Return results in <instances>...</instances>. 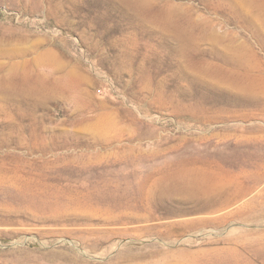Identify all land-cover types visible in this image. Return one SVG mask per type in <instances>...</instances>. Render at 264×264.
<instances>
[{
  "label": "rangeland",
  "instance_id": "374dc122",
  "mask_svg": "<svg viewBox=\"0 0 264 264\" xmlns=\"http://www.w3.org/2000/svg\"><path fill=\"white\" fill-rule=\"evenodd\" d=\"M263 87L264 0H0V264H221L264 233Z\"/></svg>",
  "mask_w": 264,
  "mask_h": 264
},
{
  "label": "bare ground",
  "instance_id": "6f19581e",
  "mask_svg": "<svg viewBox=\"0 0 264 264\" xmlns=\"http://www.w3.org/2000/svg\"><path fill=\"white\" fill-rule=\"evenodd\" d=\"M182 44L184 46H186L187 42L182 40ZM232 59H235V57ZM230 62H233V61H230ZM226 72L227 71H224L223 69H221L219 67H216L214 76L216 77L218 84L221 82V80L223 79ZM246 72L247 73L244 74L245 77H249V78L252 77L251 73H249L248 71H246ZM255 83H256V81L254 83L248 81L244 87L240 88V91L244 92L245 96H250L249 98H254V96H256L255 88H254ZM200 171L203 172L204 176L195 173V170L186 169V170H183L182 172H177V173L175 172L173 174H169L166 176V179L168 181H171L170 182L171 184H169L170 186H173V187L182 186V185L187 186L188 189L185 191H188V193H190V194H193V188H189V187L195 185L199 180H204L207 183V191L210 193L212 191L214 174L208 173L204 170H200ZM256 175L264 177V172H262L261 174L256 172ZM252 176H253V174L248 172L244 176L243 182H240L238 179V174H234V175H231L226 180L225 185L234 188V192L236 195L233 199H236V198L243 195L244 191H243V184L242 183H244L245 181H251L253 179ZM165 191L168 192L169 189L165 188ZM197 195H200V194H197ZM213 201L208 202V204L209 203L214 204ZM249 206L250 205L242 207L243 212L237 211L236 214H238L239 217H242L245 220H251V219L256 220L257 217L259 216V214L255 213V215L252 216L251 213H254L256 210H258L260 208V206H257L256 210L254 209V207H249ZM252 208L254 210L251 211ZM195 211H198V209ZM195 211L193 213H195ZM228 221H229L228 217H227V219L224 218L223 223H226ZM208 223L209 222H207V224ZM220 243H221L222 247L212 248V249L208 250L210 258H212V257H215V258L223 257L221 264H242L244 262H246V264H252L251 260H252V257L256 254V252L259 251L260 253H263V251L261 249H264V233H262V232H255V233H250V234H240L239 233V235H237V236H234V237L231 236V237L225 238L224 240H221ZM245 252L251 254L252 257H249L248 255H246ZM181 253L189 254V251H181ZM190 254L192 256L196 255V257L195 256L193 257L196 259V258H198L199 255H206V250H198V251H196L194 253H190Z\"/></svg>",
  "mask_w": 264,
  "mask_h": 264
}]
</instances>
